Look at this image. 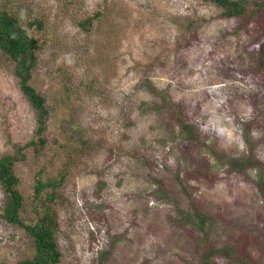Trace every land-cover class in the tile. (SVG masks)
I'll return each instance as SVG.
<instances>
[{"label": "rangeland", "instance_id": "374dc122", "mask_svg": "<svg viewBox=\"0 0 264 264\" xmlns=\"http://www.w3.org/2000/svg\"><path fill=\"white\" fill-rule=\"evenodd\" d=\"M247 5L227 16L208 0H0L42 23L31 82L48 142L15 169L26 220L37 174L64 176L44 198L61 264H201L211 244L224 247L211 264H264V0ZM13 66L0 50V157L37 128ZM5 201L0 184V264H17L32 241L2 217ZM187 207L212 218L207 235Z\"/></svg>", "mask_w": 264, "mask_h": 264}, {"label": "trees", "instance_id": "16d2710c", "mask_svg": "<svg viewBox=\"0 0 264 264\" xmlns=\"http://www.w3.org/2000/svg\"><path fill=\"white\" fill-rule=\"evenodd\" d=\"M216 3L223 9L227 16H242L249 12L248 0H208ZM261 5L257 9H260ZM256 9V10H257ZM255 10V11H256ZM94 18L89 17L81 25L91 23ZM16 13L0 6V50L14 63V73L19 80L21 90L35 110L37 128L31 141L18 146L14 153L0 157V184L6 196L2 217L9 223L22 227L31 237L33 252L17 264H61V251L57 238V220L52 208L44 198H53L54 190L59 186L64 176L44 177L41 171L35 178V216L26 220L22 216L24 198L20 191V177L16 172V164L26 157L25 149L33 146L36 152H40L46 146L48 138V119L50 108L46 96L38 91L32 84L33 70L38 62L37 39L31 33L32 27H41L40 19L33 18L24 23ZM183 128L189 137H194V126L183 124ZM261 183L264 182V174H260ZM52 189V190H51ZM51 190V191H49ZM45 195V197H44ZM187 221L195 225L202 233L207 235L208 225L212 218L200 212L196 208L187 207L182 210ZM230 249L233 247L229 246ZM223 248L209 245L203 254L201 264H211L210 258L215 252ZM213 264H216L215 262ZM234 264H250L248 257H241Z\"/></svg>", "mask_w": 264, "mask_h": 264}]
</instances>
